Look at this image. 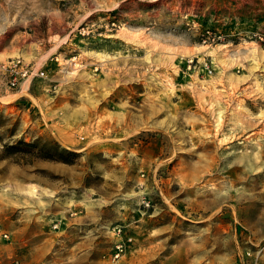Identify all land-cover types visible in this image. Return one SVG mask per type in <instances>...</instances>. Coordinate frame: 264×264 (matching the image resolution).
Segmentation results:
<instances>
[{"label":"rangeland","instance_id":"374dc122","mask_svg":"<svg viewBox=\"0 0 264 264\" xmlns=\"http://www.w3.org/2000/svg\"><path fill=\"white\" fill-rule=\"evenodd\" d=\"M11 57L0 264H264V0H0Z\"/></svg>","mask_w":264,"mask_h":264},{"label":"built area","instance_id":"2783aa9c","mask_svg":"<svg viewBox=\"0 0 264 264\" xmlns=\"http://www.w3.org/2000/svg\"><path fill=\"white\" fill-rule=\"evenodd\" d=\"M214 35L212 39H214ZM219 37V36H218ZM46 71L35 63L25 61L20 57H11L7 60L0 61V93L18 90L23 84H30L35 78L46 77ZM82 139V135L79 136ZM121 225L116 224L112 230L116 234L121 232ZM5 237L7 233H2ZM131 238L129 237L128 240ZM126 250L124 239H117L113 247V257L119 258ZM247 254L250 252L247 251ZM250 264H256V259L253 258Z\"/></svg>","mask_w":264,"mask_h":264},{"label":"trees","instance_id":"16d2710c","mask_svg":"<svg viewBox=\"0 0 264 264\" xmlns=\"http://www.w3.org/2000/svg\"><path fill=\"white\" fill-rule=\"evenodd\" d=\"M24 147V149L19 148V147ZM23 150L25 152H28L32 155H36L39 157H49V158H56L65 162H71L72 158L69 157V155H64L62 152L58 151L56 149L55 153H51L47 151L46 149H42L37 147V145L34 142H27L23 140H18L15 145H7V150H10L12 152L17 151V150Z\"/></svg>","mask_w":264,"mask_h":264},{"label":"crops","instance_id":"0c3cea01","mask_svg":"<svg viewBox=\"0 0 264 264\" xmlns=\"http://www.w3.org/2000/svg\"><path fill=\"white\" fill-rule=\"evenodd\" d=\"M25 88L28 89V84L27 83L22 85V87L20 89H18V90L0 93V98H2V97L5 98L8 95H12V96L15 95L14 99H17L18 97L23 96V94H24L23 89H25ZM249 240H251L252 242H257V240H253V238L251 236H249ZM255 259H257L258 262H259V258L255 257ZM257 260H256V263H257Z\"/></svg>","mask_w":264,"mask_h":264},{"label":"bare ground","instance_id":"6f19581e","mask_svg":"<svg viewBox=\"0 0 264 264\" xmlns=\"http://www.w3.org/2000/svg\"><path fill=\"white\" fill-rule=\"evenodd\" d=\"M205 71H208V68H207V67L205 68ZM260 116H261V115H260ZM218 119H219V118H218ZM218 121H219V120H218ZM245 121H246V120H245Z\"/></svg>","mask_w":264,"mask_h":264}]
</instances>
